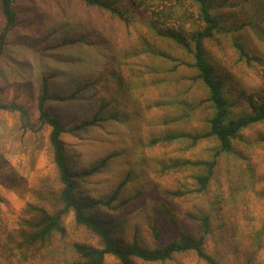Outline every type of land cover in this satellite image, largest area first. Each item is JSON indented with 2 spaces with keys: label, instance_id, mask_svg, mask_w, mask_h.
Segmentation results:
<instances>
[{
  "label": "rangeland",
  "instance_id": "obj_1",
  "mask_svg": "<svg viewBox=\"0 0 264 264\" xmlns=\"http://www.w3.org/2000/svg\"><path fill=\"white\" fill-rule=\"evenodd\" d=\"M162 2L166 8L170 3ZM126 5L128 16H132L128 27L82 0H16L22 21L11 32L8 40L12 43L9 42L0 62V101H13L24 111L0 109V239L3 242L0 241V264H73L78 261L72 247L74 242L96 243L85 228L75 224L71 213L62 222L64 235L52 233L43 247L37 246V251L27 254L20 251L16 229L25 220L35 218L37 208L53 211L60 190L47 141L48 128L38 120L34 102L40 73L46 69L55 71V90L65 94L75 90L83 96L56 108L60 116L76 119L81 111L96 105L90 102L92 99L98 102L108 89H115L113 76L105 74L100 65L103 40L112 43L119 62L121 54L131 53L118 72L134 87L132 97L142 105L145 116L132 112L131 96L120 91L105 96L114 98L112 105L116 106L118 116L103 117L104 109L101 126L79 133L76 144L81 160H73V165L83 176L77 178L80 181L77 186L82 184L90 196L99 197L111 189L115 179L126 178L120 193L124 205L121 211L111 213L110 223L122 241L131 240L136 234L142 245L152 247L151 226L155 225L158 212L161 215L167 209L177 219L179 228L196 236L204 234L203 249L220 262L264 264V122L242 131L235 140L234 153L218 161L205 189L199 191L197 178L206 173L203 166L171 167V164L180 159L209 158L212 152L209 144L184 147L163 143L148 147V141L162 119L161 109L154 107L159 101L166 103L168 109L197 107L196 119L191 124L203 128L207 108L205 103L199 107L197 104L205 93L188 79L192 75L189 68L173 69L165 59L141 51V46L147 44L184 58L182 49L172 40L156 36L146 27L138 8L130 2ZM214 5L222 28L206 43L209 54L218 67L233 73L234 81L242 82L247 92L264 90V0H214ZM35 19L43 21L42 25L38 23L40 29L32 25ZM182 21L188 30L199 28L195 12ZM3 22L0 12V29ZM173 23L177 25L176 20ZM232 23L241 28L238 35L248 44L249 61L238 56ZM65 36L88 38V42L83 46H58ZM16 37L24 46H15ZM56 53L64 58L52 61L51 55ZM73 58L81 60L74 65L79 70L83 67L78 71L83 77L73 74ZM21 70H25L27 85L17 91ZM99 72H102L100 78L85 85ZM105 160L104 173L91 175V171L82 169ZM190 214L208 217L206 233L199 223L188 220L186 215ZM174 236L161 235L163 239ZM104 264L117 263L108 257ZM156 264L204 263H197L191 254H179L167 263Z\"/></svg>",
  "mask_w": 264,
  "mask_h": 264
},
{
  "label": "trees",
  "instance_id": "obj_2",
  "mask_svg": "<svg viewBox=\"0 0 264 264\" xmlns=\"http://www.w3.org/2000/svg\"><path fill=\"white\" fill-rule=\"evenodd\" d=\"M86 5L95 7L102 12L107 13L123 22L127 27L131 22L128 16V6L130 2L138 8L144 16L146 27L156 36L172 40L179 46L184 58L174 56L168 52L159 50L156 47L144 44L141 51L157 55L172 65L173 69L186 67L191 70V76L188 78L193 84L197 85L205 93L204 99L200 100L197 106L205 103L207 116L204 127L198 129L199 124H191L196 119V109L188 107L168 109L167 104L162 101L157 102L154 107H159L162 111V117L159 129L154 131L148 141V147L157 146L163 143H178L184 147H198L202 143L209 144L212 150L210 157L199 158L198 160L180 159L172 162L171 167L178 166H203L206 173L199 176V191L205 189L210 180L214 167L219 160L225 156L234 153L235 140L241 135L242 131L257 126L264 122V90L247 92L242 82L234 81L233 73L218 67L213 57L209 54L206 43L214 39L216 33L222 28L220 16L214 11L216 5L214 0H168V7L162 0H82ZM194 8H191L193 7ZM215 6V7H214ZM192 10H191V9ZM0 12L4 19L0 29V62L3 60L9 42L11 32L19 26L22 21L20 12L16 8V0H0ZM193 12L198 17L199 28L188 30L183 23V18L192 17ZM162 16V20L160 17ZM174 20L176 24H172ZM43 21L35 19L32 22L37 29ZM234 23V22H233ZM232 23V37L234 46L237 49L241 60L249 61L250 54L248 44L245 42L238 31L240 27H234ZM46 24V22H45ZM167 24V26H166ZM88 38L77 36L76 38L63 37L58 46H83ZM12 43V42H11ZM15 46L23 45V42L16 37ZM101 62L103 72L111 73L114 78L115 89H108L101 100L95 102V106H89L85 111L77 114V118L60 116V110L56 109L60 104H69L83 98L77 91L65 94L53 88V81L56 72L53 70H42L38 81L34 102L38 111V120L47 126V141L52 153V161L58 176L60 190L58 192L57 206L53 211L45 208H37L35 218L25 220L23 225L16 229L19 248L21 252L37 251V246L43 247L52 233L65 234L62 227L64 217L71 213L76 225L85 228V230L96 240V243L88 240L76 241L72 247L78 256V261L73 264H104L108 257L114 258L117 264H156L167 263L179 254H191L193 259L204 264H224L214 256L203 249L204 234L195 235L194 232H188L186 229L179 228L173 214L165 209V213L156 217L155 225L151 226L153 236V246L147 247L140 243L136 234L133 239L122 241L115 235L112 221V212L122 209L124 203L120 199L122 186L126 183V178L114 180L111 189L104 192L99 197H92L85 190L83 185L80 187V181L77 178L82 177V172L73 165V160H81L77 152V140L81 131H88L91 127L101 126L103 110L111 119L118 116L115 110L113 99H107L105 96L109 92L120 91L124 95L132 97V85L126 77L123 79L118 72V68L123 65V61L131 54L125 52L121 54V60L114 51L110 41L103 40L100 43ZM187 57V59H186ZM52 61L58 62L63 59L60 54H52ZM59 58V59H58ZM58 59V60H54ZM123 59V60H122ZM72 62L73 74H79L75 63H80V59H74ZM30 68V67H27ZM26 68V69H27ZM25 71V70H23ZM19 71V78L15 89L20 91L26 86L24 80L25 74ZM99 75L89 76L85 85L94 82L101 77ZM74 79V78H73ZM127 82V84H126ZM132 86V87H131ZM7 100V99H3ZM86 100V99H85ZM89 100V99H88ZM87 101V100H86ZM131 102V101H130ZM94 104V103H93ZM0 109L22 110L17 103L1 102ZM132 112L138 113L142 117V105L132 97ZM155 125H158L155 120ZM106 161L91 164L83 170L91 171L92 174H100L107 171L104 166ZM80 167V168H81ZM85 174V172H84ZM86 175V174H85ZM175 195H182V192H171ZM102 208V209H98ZM166 214V215H165ZM188 220L196 221L203 228V233L208 229V217H195L186 215ZM176 219V220H175ZM176 235L170 239H163L162 234ZM2 242V240L0 239ZM3 243V242H2ZM16 243V242H15ZM1 245V244H0ZM9 247V246H8ZM7 249V245L5 250Z\"/></svg>",
  "mask_w": 264,
  "mask_h": 264
}]
</instances>
